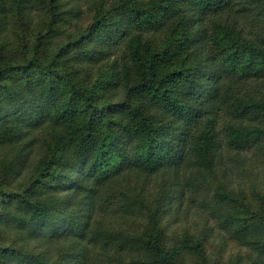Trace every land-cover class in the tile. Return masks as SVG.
<instances>
[{"label": "trees", "instance_id": "trees-1", "mask_svg": "<svg viewBox=\"0 0 264 264\" xmlns=\"http://www.w3.org/2000/svg\"><path fill=\"white\" fill-rule=\"evenodd\" d=\"M35 1L43 0H10L3 13L33 24ZM80 1L51 0L49 29L32 56L0 64V144L11 148L0 175L7 185L20 177L36 131L45 137L41 162L52 155L56 166L31 201L0 191V233L16 228L19 245L0 243V264H180L186 251L209 264L210 217L256 253L251 264H264V213L234 186L235 173L264 198L253 179L264 168V0H102L90 6V26L69 33ZM73 61L83 77L107 70L85 85ZM105 88L124 100L114 93L99 102ZM182 168L208 175L214 198L203 202L201 235L185 230L166 247L181 181L167 188L164 177ZM106 196L116 201L104 216Z\"/></svg>", "mask_w": 264, "mask_h": 264}, {"label": "rangeland", "instance_id": "rangeland-1", "mask_svg": "<svg viewBox=\"0 0 264 264\" xmlns=\"http://www.w3.org/2000/svg\"><path fill=\"white\" fill-rule=\"evenodd\" d=\"M4 3L0 5V51L2 53L3 59L0 58V64L6 63V60H11L12 63L22 64L25 59L32 56V50L34 44L37 41V36L42 33H47L49 26L47 24L50 21L53 12V5L51 0H43L37 3L34 2V11L31 13L33 17V24H24L23 18L14 10L8 11L4 14L5 5L10 7V0H2ZM102 0H81L79 6H81L83 14L80 19H75L68 27L69 33L76 32L86 29L92 23L94 12H91V5L94 3H99ZM110 2L111 0H105ZM42 6V7H41ZM78 31V32H79ZM68 33V34H69ZM58 40V39H57ZM55 42V39L53 43ZM75 67H71L75 80L82 81L85 85L94 84L100 77L106 72L107 68L98 66L94 69L90 76L83 77L86 69L73 61ZM73 65V66H74ZM70 68V69H71ZM105 68V69H104ZM102 72L99 73V71ZM116 95H115V94ZM116 97H115V96ZM114 96V102H121L124 100V94L122 90L117 92L108 91V88L102 89L99 92L98 101L105 103L107 97ZM29 139L32 142L33 153H31V158L26 164L25 169L22 174L17 178L12 184L7 185L3 174L0 175V191L8 189L10 191L19 192L25 194L28 201L33 200L34 195L39 190L40 185L43 180L48 178L46 174L47 170L52 167L56 169V166L51 163L48 157L47 163H42L41 158L46 152V145L43 143L45 137H42V133L36 131L35 133H30ZM3 146L0 144V158L10 151V146ZM11 153V151H10ZM12 155L8 156L11 159ZM1 163V161H0ZM232 168H235L233 165ZM0 172H2L0 170ZM137 175L129 174L125 179L129 181H135ZM7 178V177H6ZM152 183L155 184L157 177L151 176ZM185 186V196H181V184L178 185L179 188L176 189V199L173 201V205L170 207V219L168 223L167 232L163 236V242L166 247H170L175 241L182 239L185 230L191 234V236H200L203 230V226L208 218V213L204 209V203H208L213 199V189L205 188L204 180H208V175H202L199 170L182 168L179 173L168 172L164 177V183L167 188L171 187L173 184L179 183ZM253 179L258 184L260 189L264 190V168L260 169L258 172H254ZM234 180L238 181L234 184L236 187L235 193L239 197H244V200L249 203L258 212L264 213V198L255 197L249 189H245L244 184L250 182L249 179L240 178L239 175L234 173ZM246 180V181H245ZM161 183V181L159 182ZM238 183H241L239 187ZM116 191V190H115ZM106 200H102L100 203V208L104 216L111 211L109 205L113 204L116 200L110 199L109 196ZM116 205V204H115ZM112 206V205H111ZM2 205L0 204V208ZM208 221V220H207ZM209 226L213 227V236L205 243V248L208 255L209 264H251L255 258L256 253L250 248L244 247L242 244L232 240L230 236L224 232H220L214 223V220L209 218ZM17 231L16 228H10V234L4 235L0 233V243L4 245H16L19 246L13 239V233ZM30 247L36 246L35 242L30 241ZM38 243V242H37ZM180 264H200L199 259L189 251H186L180 258Z\"/></svg>", "mask_w": 264, "mask_h": 264}]
</instances>
